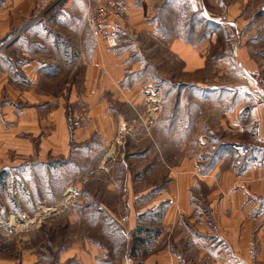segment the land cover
<instances>
[{
    "label": "crops",
    "instance_id": "0c3cea01",
    "mask_svg": "<svg viewBox=\"0 0 264 264\" xmlns=\"http://www.w3.org/2000/svg\"><path fill=\"white\" fill-rule=\"evenodd\" d=\"M109 2L124 8L114 48L86 25ZM257 74L264 0H0V215L84 193L53 258L38 252L45 230L0 264H264ZM148 87L161 119L110 155Z\"/></svg>",
    "mask_w": 264,
    "mask_h": 264
},
{
    "label": "built area",
    "instance_id": "2783aa9c",
    "mask_svg": "<svg viewBox=\"0 0 264 264\" xmlns=\"http://www.w3.org/2000/svg\"><path fill=\"white\" fill-rule=\"evenodd\" d=\"M123 11L124 8L117 2H109L90 9L86 16V25L94 39L105 42L110 48L116 47L117 43L114 33L110 30V26L112 20L117 18ZM221 23L224 25L227 45L231 49H237L241 45L240 36L236 33L232 24L228 20L222 19ZM249 81L251 83V91L258 97L259 102L264 104V78L257 74L250 76ZM142 102L143 108L141 110L135 109V119L131 121L123 120L117 124L116 139L110 150V155L115 154L117 148L123 145L127 136H132L140 132L149 133L150 129L161 119L163 114V95L159 88L148 87L144 89ZM76 120L80 121L81 117L77 116ZM199 143L202 146L205 144V142L201 140ZM83 197V191L79 190L76 186L71 185L65 189L60 203L56 206L48 208L43 206L31 215V217L26 213H20V216H15L6 211H2L0 217L7 216V223L4 224V221L0 220V225H2L1 227L6 226L10 229L13 227H25L26 229L30 227L40 229L44 219L48 217H55L60 214L61 209H73L75 203L78 201L81 202ZM8 215L11 216L8 217ZM20 221L24 224L15 226V223L20 224ZM116 221L120 224L123 230L128 233L126 228L127 217L118 216Z\"/></svg>",
    "mask_w": 264,
    "mask_h": 264
},
{
    "label": "rangeland",
    "instance_id": "374dc122",
    "mask_svg": "<svg viewBox=\"0 0 264 264\" xmlns=\"http://www.w3.org/2000/svg\"><path fill=\"white\" fill-rule=\"evenodd\" d=\"M61 199H62V196H61L60 200H58L54 203H45L44 207L48 208V207L56 206L58 203L61 202ZM79 203H80V201L75 203V205H78ZM75 205H74V207L76 208ZM69 209L68 208L67 209H65V208L61 209L60 214L56 215L55 217H48V218L44 219L43 224H42L40 229L30 228V227L28 229H26L25 227H20V228H18V227L14 228L13 227L12 229H10L6 226L1 227L2 225H0V243L2 244L0 251L2 253H8L10 255L19 254L20 251H22V249H23V246L21 245V242L23 240L25 241L26 238H28L29 240L33 239V244H37V243H39L38 241H40V238L37 237L36 234L43 232L45 230H47V231L49 230L48 232H50L52 236L47 238L45 240L46 242L43 245L40 244V249L38 250V252L41 255L50 256L51 258H53L55 256L54 252H56L57 250L55 249V247L52 246L51 243L57 242L56 247H60L62 244L67 243L64 240V234H68L67 233L68 230L66 229L67 232L65 231V227H64L65 225L64 224H65L66 220L68 219L67 216H68ZM11 214L15 215V216H20V213H15V214L11 213ZM28 215L31 217L32 212H30ZM9 216H11V215H8V217ZM0 220H3L4 224H6L7 223V216L0 217ZM23 224H24L23 222H21L20 224L16 223V226H18V225L20 226ZM45 235L48 237L49 233H45ZM60 238H61V240H60Z\"/></svg>",
    "mask_w": 264,
    "mask_h": 264
},
{
    "label": "bare ground",
    "instance_id": "6f19581e",
    "mask_svg": "<svg viewBox=\"0 0 264 264\" xmlns=\"http://www.w3.org/2000/svg\"><path fill=\"white\" fill-rule=\"evenodd\" d=\"M15 226H16V223H15Z\"/></svg>",
    "mask_w": 264,
    "mask_h": 264
}]
</instances>
